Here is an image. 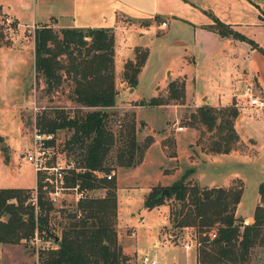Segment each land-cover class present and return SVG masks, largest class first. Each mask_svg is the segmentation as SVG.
Listing matches in <instances>:
<instances>
[{
    "label": "trees",
    "instance_id": "1",
    "mask_svg": "<svg viewBox=\"0 0 264 264\" xmlns=\"http://www.w3.org/2000/svg\"><path fill=\"white\" fill-rule=\"evenodd\" d=\"M205 12L212 19L205 27L219 35L245 38L211 12ZM261 17L264 19V14ZM154 18L163 21L159 15ZM10 21L15 24L13 19ZM147 52L146 47L134 46L132 58L122 64V79L131 87L137 83ZM33 71L48 92L68 81L69 100L74 105L71 109L38 106L33 126L57 136L63 130L68 131L60 147L71 154L73 161L67 183H77L88 192L98 188L103 192L77 200L69 208L60 210L56 218L52 213L54 204L45 197L38 177L35 204L29 200V188L0 187V243H26L36 230L42 240L51 237L54 242L53 246L37 247V264H123L128 255L122 252L115 228L116 182L113 176L106 178L96 171L109 172L115 166L136 165L151 137L147 135L146 142L139 143L133 118L120 123L117 132L108 124L109 108L116 94L112 28L35 25ZM183 94L184 82L170 79L166 95L158 91L147 99H140L139 104L160 105L170 99H180ZM237 114L233 102L219 107L202 104L190 114L189 123H199L210 132L205 147L208 151L228 152L237 148L238 133L234 126ZM185 177L183 173L169 184L151 185L142 204L151 208L166 198L174 199L177 207L169 208V219L178 229L189 227L194 231L198 243L197 264H246L252 257V248L258 247L264 252V180L257 184L252 220L244 222L235 214L242 184L206 186ZM163 188L168 190L167 195L160 194Z\"/></svg>",
    "mask_w": 264,
    "mask_h": 264
},
{
    "label": "rangeland",
    "instance_id": "2",
    "mask_svg": "<svg viewBox=\"0 0 264 264\" xmlns=\"http://www.w3.org/2000/svg\"><path fill=\"white\" fill-rule=\"evenodd\" d=\"M7 18V19H6ZM11 19L0 13V187L18 186L31 188L35 183V176L31 166L21 158L20 151L28 143L34 125L33 106L45 107H74L69 100L71 86L68 81H63L52 91H45L40 78L34 77L33 71V29L35 26L17 28ZM157 19H154V21ZM162 24V23H161ZM118 34L116 42L122 40ZM129 44L135 43L136 37H126ZM142 40V39H138ZM122 51L116 52L114 62V85L116 88L115 101L110 109L108 124L117 132L120 123L129 119L134 120L136 139L142 145L146 136H150L147 146L143 151L141 160L132 167L115 166L110 170L117 181L119 198V224L115 228L122 237L133 235V227L139 234H146L149 228L167 222L169 215L165 212L164 205L148 209L145 212L141 193L147 186L155 183L168 182L186 173L187 179L199 185L212 186L224 183L242 184V192L238 208L240 210L253 208L257 201V184L264 180V143L260 147L255 145L253 138L238 134L237 148L234 149L241 156L233 157L226 153H214L205 147L208 143L210 132L204 126L194 122L190 125V114L204 101H193L190 96L183 94L177 100H168L160 105L139 104L140 99L159 93L166 95V84L160 83L165 76L164 64L176 58V53L167 48L152 44L146 63L138 74L137 83L128 85L122 79L121 56ZM189 56H186V59ZM175 60V59H174ZM177 62V58H176ZM202 61L194 64V69L199 67V76L202 82L209 83V79H216V68L203 71ZM169 75V72L167 73ZM173 79L183 81L182 75ZM158 84L157 86H155ZM209 86V85H208ZM210 87V86H209ZM129 88V90H128ZM240 106V102L238 103ZM219 107V106H215ZM239 107L238 109H240ZM241 111L247 114L248 109ZM238 118V115L235 117ZM241 124L244 122L241 121ZM173 125H181V129ZM240 127V126H238ZM239 129V128H238ZM151 133V134H150ZM69 132L63 130L58 134L57 147ZM264 134L259 138L263 139ZM232 151V150H231ZM59 158L70 159L67 150L56 153ZM190 169V170H187ZM115 181V182H116ZM224 186V185H223ZM102 188L89 191L88 195H100ZM70 193L65 194L59 202H55L53 214L56 216L63 208L73 205ZM168 208L175 209L174 199L164 200ZM238 203V202H237ZM237 205V204H236ZM169 214V209H168ZM140 215L141 221H140ZM244 221V220H243ZM162 225L166 237L169 239L170 231H176L173 239L176 245L149 244V239L140 238L137 254H131L123 264H147L141 256L155 257L157 264H197L196 263V235L191 228L178 230L171 224ZM172 229V230H171ZM57 230V229H53ZM177 238V239H176ZM187 243L190 248H184L180 243ZM167 248H164V247ZM263 250L258 247L251 249V259L246 264H261L264 260ZM0 264H37L36 248L19 241L18 243H0Z\"/></svg>",
    "mask_w": 264,
    "mask_h": 264
},
{
    "label": "crops",
    "instance_id": "3",
    "mask_svg": "<svg viewBox=\"0 0 264 264\" xmlns=\"http://www.w3.org/2000/svg\"><path fill=\"white\" fill-rule=\"evenodd\" d=\"M0 10L6 17L15 21L17 28L33 27L40 23H49L53 27H111L113 67L116 52H123L119 72L123 62L132 58L134 46L146 47L147 57L152 44L167 48L172 53L174 51L177 62L176 58H173L164 64L165 76L158 84H166L168 80L182 75L185 96H190L193 101H204L211 106L234 103L241 100L246 81L253 82L254 92L264 96V19L261 17L264 14V0H0ZM205 11L211 12L232 31L245 38L231 34L219 35L205 27L204 25L212 22ZM154 15H159L163 21H154ZM118 34L123 37L121 41L116 42ZM126 37H136L137 40L129 44ZM186 56L189 58L186 59ZM199 60L202 61L200 69L206 73L214 68L218 70L216 79L206 81L209 83L202 82L199 67L194 69V64ZM240 107L237 108L235 129L239 135L253 138L257 149L262 144L261 141L264 143V137L259 138L260 134H264V110L249 106ZM242 108L248 109L247 114L241 111ZM241 121L244 123L241 124ZM222 153L233 157L241 156L235 150ZM113 172L116 181L115 171ZM170 182L166 180L158 184L166 185ZM228 182L229 180H226L221 185L226 186ZM150 186L142 190L141 201ZM117 188L116 181L118 226L120 204ZM238 204L239 201L235 214L242 217L244 222H250L253 208L240 210ZM159 205H164L168 217V205L161 203L153 207ZM143 208L145 212L151 209L144 206ZM141 217L142 215L140 221ZM169 220L155 228L146 229V234H139L140 232L131 225L133 235L122 237L116 229L122 252L128 255V259L131 254L138 256L137 247L141 237L144 240L149 239L152 246L164 243L166 246L176 245L173 239L177 236L176 231L169 232V239L165 236V230L162 231V225L170 224ZM178 230L183 231L182 228ZM180 244L184 248H190L187 243ZM166 246L164 248H167Z\"/></svg>",
    "mask_w": 264,
    "mask_h": 264
},
{
    "label": "built area",
    "instance_id": "4",
    "mask_svg": "<svg viewBox=\"0 0 264 264\" xmlns=\"http://www.w3.org/2000/svg\"><path fill=\"white\" fill-rule=\"evenodd\" d=\"M7 19V18H6ZM163 24V23H162ZM255 84L251 81H246L243 90L241 92V100L235 101L234 106L239 108L240 106L255 107L264 110V96L258 95L254 92ZM241 103L240 106L238 103ZM34 110L38 109V106H33ZM176 129H181V125H173ZM58 136L52 131H42L33 126L30 133L28 143L20 151L21 158L27 162L35 176V181L38 179L41 182V186L45 197L52 203L59 202L65 194L70 193L72 201L76 202L88 194V191L78 187L77 183L68 184L66 176L68 170L73 167V161L70 159L59 158L56 153L62 150L58 144ZM74 169H78L74 167ZM97 175L110 178L112 176L109 172H98ZM29 194V200L35 204L36 199V184L29 188L27 191ZM210 235H214V232H210ZM26 243L34 246L36 249L39 245L53 246L54 242L51 237L41 239L36 230L32 236L26 239ZM143 262L147 264H157L155 257L149 258L143 254L141 256Z\"/></svg>",
    "mask_w": 264,
    "mask_h": 264
},
{
    "label": "water",
    "instance_id": "5",
    "mask_svg": "<svg viewBox=\"0 0 264 264\" xmlns=\"http://www.w3.org/2000/svg\"><path fill=\"white\" fill-rule=\"evenodd\" d=\"M160 194L162 195H167L168 194V190L166 188H163L161 191H160Z\"/></svg>",
    "mask_w": 264,
    "mask_h": 264
}]
</instances>
